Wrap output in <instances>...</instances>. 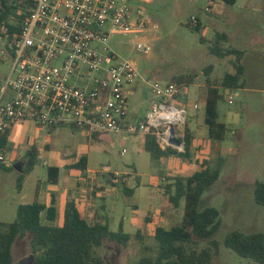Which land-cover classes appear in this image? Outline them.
<instances>
[{
  "label": "rangeland",
  "instance_id": "1",
  "mask_svg": "<svg viewBox=\"0 0 264 264\" xmlns=\"http://www.w3.org/2000/svg\"><path fill=\"white\" fill-rule=\"evenodd\" d=\"M218 1L149 0L146 7L150 24L146 32L137 37L115 35L110 41V48L120 58L130 60L139 73L133 85L135 95L130 100L131 115L135 112L143 115L148 111L154 95L148 83L173 82L183 75L196 76L185 88L181 99L190 110L186 127L194 138L192 156L188 160L171 157L158 165L136 138L124 140L119 135L100 134L91 143L84 131L74 133L63 127L65 129L58 134L49 135L43 128H27L19 123L8 140L9 161L0 166L1 222L11 223L17 217L15 198L20 171L27 163L28 139L38 147L39 158L33 176L42 181L48 180L49 167L60 170L61 186L65 180L71 181L73 172L66 166L85 155L88 171L83 177L82 172H77V177L82 178L80 182L86 186L84 200L94 202L83 209L88 221L104 222L107 219L114 232H118L123 223L124 231L133 235L127 247L105 242L97 254L109 264H137L145 255L155 256L156 227L170 229L180 224L185 215L186 201L182 200L179 208L173 207L165 192L166 185L173 178L188 177L206 165L216 167L223 155L226 162L220 178L200 202V210L216 208L222 219L221 228L214 236L220 249L212 264H257L237 256L225 247L224 241L233 231L264 233V207L254 199L255 183L264 181V55L249 62L246 89L222 92L224 99L218 108L220 119L229 128L226 141H210L203 120L204 109L193 108L202 96H206L208 79L220 82L226 73L234 71V56L220 59L210 53L216 34H227L229 42L225 46L237 48L241 35L245 34L241 31L247 30L240 19V15L246 13L243 6L254 3V0H238L235 6L226 5V19L221 20L214 14L219 12L218 6H209ZM192 18L202 26L201 32L187 26ZM248 29L252 30L253 26ZM139 42H146L150 51L139 52ZM0 59V74L4 77L13 63L4 45ZM210 66L212 69L207 71ZM230 95L231 102L228 101ZM223 147L227 149L224 153ZM8 164L11 168H6ZM125 188L133 190V194L125 193ZM138 232L141 238L135 237ZM30 239L28 235L14 244V264H35ZM208 245L207 241L199 240L200 249ZM145 247L149 249L147 254Z\"/></svg>",
  "mask_w": 264,
  "mask_h": 264
},
{
  "label": "built area",
  "instance_id": "2",
  "mask_svg": "<svg viewBox=\"0 0 264 264\" xmlns=\"http://www.w3.org/2000/svg\"><path fill=\"white\" fill-rule=\"evenodd\" d=\"M148 1L32 0L31 14L6 50L13 62L10 71L0 74V134L14 124L32 122L90 137L153 136L163 150L184 152L190 114L181 101L186 87L171 81L148 83L154 94L150 107L143 119L131 120L139 73L110 48L112 36L146 32ZM137 50L148 53L150 46L139 42ZM8 161L7 152L0 151V166Z\"/></svg>",
  "mask_w": 264,
  "mask_h": 264
},
{
  "label": "trees",
  "instance_id": "3",
  "mask_svg": "<svg viewBox=\"0 0 264 264\" xmlns=\"http://www.w3.org/2000/svg\"><path fill=\"white\" fill-rule=\"evenodd\" d=\"M226 5H235L238 0H222ZM32 0H0V51L5 44L6 50H11L13 39L20 33L24 20L31 14ZM187 26L201 32L199 22L194 25L190 21ZM6 40V43L3 40ZM202 42H206L201 38ZM229 37L225 33H217L210 53L220 59L234 56V71L226 73L220 82L207 80L205 96L204 122L208 138L213 142H224L228 136V127L219 121V102L224 99L222 92H234L245 89L247 77L243 66L244 52L236 48L226 47ZM207 71L212 66L206 68ZM195 75H183L173 82L189 86ZM13 126L0 134V151L5 149ZM78 131V130H76ZM185 151L169 147L163 150L153 136L144 137L143 150L150 154L151 159L158 165L171 157L188 160L194 147L193 134L185 127ZM223 153L225 149L222 150ZM27 163L18 178L17 188L21 189L25 175L38 163L39 153L36 147L27 154ZM226 159L221 155L216 167L204 166L188 177H175L167 184L165 192L173 207L179 208L182 200L186 201L185 215L180 224L167 229L157 226L154 239L156 242L155 256L145 255L137 264H212L213 257L219 253L220 244L214 236L220 230L222 219L220 212L213 207L200 210V202L207 190L219 180ZM73 169L86 172L87 158L80 157L72 166ZM59 169L49 168L48 176L51 183H57ZM125 193L132 195L133 190L125 188ZM255 202L264 207V181H257L254 187ZM150 219L148 218V221ZM28 235L35 257V264H109L105 258L97 254V250L105 242L127 247L133 238L126 233L123 223L118 232L110 229L108 220L90 222L78 208L74 199H69L65 206L64 215L59 219L56 203L50 207L35 201L32 204L21 205L17 209L14 222L0 221V264H14L13 246ZM141 238L140 232L136 234ZM199 240L207 241L208 247L199 248ZM226 248L243 259L257 264H264V233L246 234L240 231L231 232L225 239ZM145 253L149 251L144 248ZM147 254V253H146Z\"/></svg>",
  "mask_w": 264,
  "mask_h": 264
},
{
  "label": "crops",
  "instance_id": "4",
  "mask_svg": "<svg viewBox=\"0 0 264 264\" xmlns=\"http://www.w3.org/2000/svg\"><path fill=\"white\" fill-rule=\"evenodd\" d=\"M215 5L218 6L219 12L214 13V14H216L217 17H219L220 19L222 18L221 20H225L226 15H225L224 11L227 9L226 4H224L223 1L220 0L218 2L210 3L209 6L212 7ZM243 11H245L246 13L240 15V19L243 21V23L242 22L241 23L244 24L245 27H247V30H245V32L243 30H242L243 32L241 31V33H245V34L241 35L236 49L244 52V57H243L242 62H243V66L245 68V74H246L247 83H248V81H249L248 80L249 79V77H248V64H249V62L251 61L252 58L261 59V57L264 55V3H263V0H254V3L243 6ZM251 26H253V29L252 30L248 29ZM250 52H251V54H250ZM206 90H207V85H206ZM199 104H200V108L204 109V114H205V104H206L205 96H202L199 99ZM145 115H146V113L143 115H140L139 112H135L134 114L131 115L129 112V118L131 120H134V121L143 119L145 117ZM203 120H204V115H203ZM219 121L226 124L225 122H223L220 119V117H219ZM18 124L19 123L13 125L11 132H10V135L12 134V131L14 130V128ZM21 124H23V125H21ZM21 124H20L21 126H26L27 128L37 127L32 122L21 123ZM204 124H205V122H204ZM61 129H65V128L61 127V128H54V129H45V131L49 135H54V134H58V132ZM71 131L74 133L78 132L74 129H71ZM97 137H99V136L98 135H95L92 137L88 136V138L91 140V143L93 141L97 140L98 139ZM136 139L141 140V146L143 149L144 138L140 137V138H136ZM26 143L29 146L27 149V152L33 147H36L38 150L37 145L35 143L32 144L30 139H28L26 141ZM48 147H49V145L46 146V148H48ZM7 148L8 147L6 146V148L1 150V151L7 152ZM223 149L227 150L226 147H223ZM27 152H26V154H27ZM38 153H39V150H38ZM81 157L87 158V156H85V155H82ZM78 159H76L72 163L69 162V164L66 166L68 171L73 172L72 173L73 175L70 176L72 178V180L71 181L65 180L64 182H62V186L60 184L61 172L59 173V179H58L57 183H51L49 181V176H48L47 181H42L39 179V177L36 176V178H35L33 176V175H35L36 168H37L35 166L29 173H27L25 175V179L22 183V187L20 190H18V194H17L18 196L15 198L16 199V201H15L16 202V209H18V207L21 205L32 204L35 201H39L41 203H44L47 207H50L52 205V203L55 202L56 207H57V211H58V215H59V219H62L63 215H64V210H65V206L67 204V201L69 199H74L77 202L78 208L83 213V215L86 217V215L83 212L84 207L86 205L88 206L92 203L94 204V202L91 201V202L87 203L86 200H84V196H85L84 191L86 189L85 188L86 186L80 182L82 178L77 177V172H80V171H77V170L72 168L73 164L75 162H77ZM8 160H9V156H8ZM6 168H11V165L6 166ZM49 168H56V167H49ZM87 171H88V158H87ZM83 173L84 172H82V177H83ZM20 174H22V171H20ZM9 203H11V201ZM11 205H12V203H11ZM86 219H87V217H86ZM123 228H124V224H123Z\"/></svg>",
  "mask_w": 264,
  "mask_h": 264
},
{
  "label": "water",
  "instance_id": "5",
  "mask_svg": "<svg viewBox=\"0 0 264 264\" xmlns=\"http://www.w3.org/2000/svg\"><path fill=\"white\" fill-rule=\"evenodd\" d=\"M17 169L20 171V170H21V169H20V166H18Z\"/></svg>",
  "mask_w": 264,
  "mask_h": 264
}]
</instances>
